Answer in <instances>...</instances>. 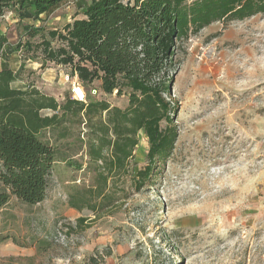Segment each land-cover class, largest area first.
<instances>
[{
  "label": "rangeland",
  "instance_id": "obj_1",
  "mask_svg": "<svg viewBox=\"0 0 264 264\" xmlns=\"http://www.w3.org/2000/svg\"><path fill=\"white\" fill-rule=\"evenodd\" d=\"M90 1L63 0L38 19L15 8L0 17V70L16 72L12 88L30 86L63 103L78 82L87 102L127 106V94L105 95L98 81L83 84L68 66L41 68L40 44L59 46L49 33L81 19ZM176 53L178 138L158 176L138 192L132 186L149 149L141 133L128 173L98 191L83 127L67 118L41 132L65 161L54 163L39 203L7 187L0 264H264V14L213 23L179 40ZM78 196L88 207L71 206Z\"/></svg>",
  "mask_w": 264,
  "mask_h": 264
},
{
  "label": "trees",
  "instance_id": "obj_2",
  "mask_svg": "<svg viewBox=\"0 0 264 264\" xmlns=\"http://www.w3.org/2000/svg\"><path fill=\"white\" fill-rule=\"evenodd\" d=\"M62 1L0 0V17L15 8L20 16L31 12L38 19ZM258 14H264V0H91L81 19L67 24L62 32L49 33L59 46L52 47L48 41L40 44L41 68L46 62L68 66L81 83L98 81L105 95L127 94V106L121 109L93 100L84 104L71 97L58 103L30 86L12 88L15 75L2 68L0 209L9 199L7 187L28 204L45 198L53 165L65 157L58 158L57 150L43 142L40 134L67 118L83 127L86 156L94 166L98 191L128 173L141 133L149 149L145 165L134 172L131 183L136 192L152 183L159 174L158 165L172 155L178 138L171 105L182 62L177 42L213 23L242 21ZM42 111L52 115L42 116ZM69 202L74 208L79 203L88 207L79 196Z\"/></svg>",
  "mask_w": 264,
  "mask_h": 264
},
{
  "label": "built area",
  "instance_id": "obj_3",
  "mask_svg": "<svg viewBox=\"0 0 264 264\" xmlns=\"http://www.w3.org/2000/svg\"><path fill=\"white\" fill-rule=\"evenodd\" d=\"M66 80H69V77H65ZM70 97L72 100L80 102V103H87L86 94L82 88V86L78 82H72L70 86ZM95 92V91H93Z\"/></svg>",
  "mask_w": 264,
  "mask_h": 264
},
{
  "label": "crops",
  "instance_id": "obj_4",
  "mask_svg": "<svg viewBox=\"0 0 264 264\" xmlns=\"http://www.w3.org/2000/svg\"><path fill=\"white\" fill-rule=\"evenodd\" d=\"M25 63H27V62H24L23 64H24V67H25ZM4 68H6L5 66H4ZM10 70H12V69H10ZM13 71V70H12ZM13 73H14V75L16 76V72L15 71H13ZM15 80V79H14ZM28 87V86H27ZM26 87V88H27ZM26 88H23V89H26Z\"/></svg>",
  "mask_w": 264,
  "mask_h": 264
}]
</instances>
